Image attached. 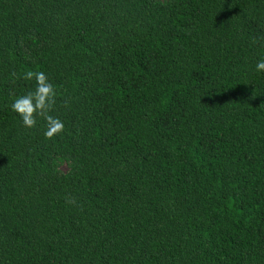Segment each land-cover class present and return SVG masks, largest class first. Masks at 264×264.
Wrapping results in <instances>:
<instances>
[{
  "label": "trees",
  "instance_id": "1",
  "mask_svg": "<svg viewBox=\"0 0 264 264\" xmlns=\"http://www.w3.org/2000/svg\"><path fill=\"white\" fill-rule=\"evenodd\" d=\"M261 59L264 0H0V264H264Z\"/></svg>",
  "mask_w": 264,
  "mask_h": 264
},
{
  "label": "clouds",
  "instance_id": "2",
  "mask_svg": "<svg viewBox=\"0 0 264 264\" xmlns=\"http://www.w3.org/2000/svg\"><path fill=\"white\" fill-rule=\"evenodd\" d=\"M257 72H264V59L257 61ZM16 76L15 73L12 74ZM23 79L31 81L35 80V90L29 91L25 95L17 96L11 103V109L21 118L23 126L28 129L37 127L38 118L45 122V138L52 140L61 135L65 131L64 122L53 116L58 92L54 85L49 81L47 75L43 71H28L24 74ZM65 107H70L65 103ZM69 205H76V198H65Z\"/></svg>",
  "mask_w": 264,
  "mask_h": 264
}]
</instances>
